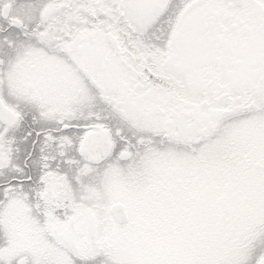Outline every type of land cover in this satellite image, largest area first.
<instances>
[{
  "label": "snow or ice",
  "instance_id": "snow-or-ice-1",
  "mask_svg": "<svg viewBox=\"0 0 264 264\" xmlns=\"http://www.w3.org/2000/svg\"><path fill=\"white\" fill-rule=\"evenodd\" d=\"M0 264H264V0H0Z\"/></svg>",
  "mask_w": 264,
  "mask_h": 264
}]
</instances>
